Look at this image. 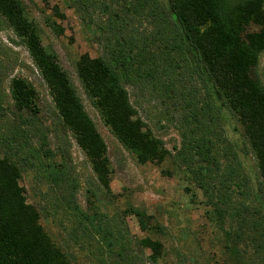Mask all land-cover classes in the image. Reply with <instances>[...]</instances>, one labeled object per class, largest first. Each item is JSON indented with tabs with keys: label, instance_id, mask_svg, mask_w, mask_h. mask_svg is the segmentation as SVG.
<instances>
[{
	"label": "trees",
	"instance_id": "1",
	"mask_svg": "<svg viewBox=\"0 0 264 264\" xmlns=\"http://www.w3.org/2000/svg\"><path fill=\"white\" fill-rule=\"evenodd\" d=\"M68 1L101 47L97 58L81 55L76 72L85 98L105 127L139 164H159L172 156L217 221L226 215L233 222V253L238 254L241 245L251 246L264 264V85L254 73L264 53V0ZM52 12L64 18L56 6ZM0 18L29 54L60 127L83 152L99 186L110 193L106 145L57 56L42 45L40 30L21 0H0ZM250 24L258 30L247 32ZM47 25L60 32L54 23ZM127 86L148 93L175 115L181 142L173 147L174 154L139 117ZM8 97L16 119L0 134V264H73L44 231L39 211L26 202L19 184L24 170L38 171L51 186L66 183L65 171L47 149L48 134L37 126L36 90L14 77ZM224 110L240 128L241 146L225 136ZM240 152L253 156L256 179L245 172ZM68 190L72 197L75 189ZM65 207L79 210L71 200ZM128 213L142 231L161 230L150 225L144 211ZM76 217L105 249L123 240L121 230L111 234L103 214L81 212ZM122 246L117 253L121 257ZM138 246L151 252L153 264L161 256L157 241L145 238Z\"/></svg>",
	"mask_w": 264,
	"mask_h": 264
},
{
	"label": "rangeland",
	"instance_id": "2",
	"mask_svg": "<svg viewBox=\"0 0 264 264\" xmlns=\"http://www.w3.org/2000/svg\"><path fill=\"white\" fill-rule=\"evenodd\" d=\"M21 1L27 17L40 30L42 45L55 53L61 69L77 89L85 111L106 145L111 172L110 193H106L99 186L83 152L71 135L60 127L48 90L29 54L0 18V95L3 100L0 134L7 133L16 119L8 97L9 81L14 77L25 79L37 93V126L48 134L47 149L52 154V161L60 165L66 175L64 185L51 186L38 171L24 170L19 182L26 202L39 211V222L53 243L73 264H153L148 259L151 252L138 246V242L145 238L162 246L161 256L155 264H261L251 246L241 245L238 254L233 253L229 244L233 222L226 215L220 223L217 221L201 191L191 183L185 170L174 162L172 156L159 164H139L105 127L85 98L76 72L79 57L88 54L97 58L101 55V47L69 1ZM54 6L64 16L63 19L54 16ZM47 22L54 23L60 32H53ZM257 30L253 24L246 29L247 32ZM254 73L264 85V53L260 55ZM126 90L130 103L144 124L174 154L173 147L180 146L181 142L175 115L159 107L158 101L148 93H140L130 86ZM222 116L225 136L241 146L240 128L235 119L227 110ZM239 159L250 178L256 179L253 156L240 152ZM71 187L75 189L72 197L68 190ZM68 200L79 210L73 213L67 209L65 202ZM130 209L144 211L151 218L150 225L161 230L151 227L142 231L137 219L128 213ZM81 212L105 215L111 234L121 230L123 240H117L112 250L105 249L90 235L86 224H78L76 216ZM121 244L124 245L122 257L117 255L122 250Z\"/></svg>",
	"mask_w": 264,
	"mask_h": 264
}]
</instances>
